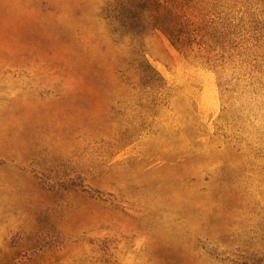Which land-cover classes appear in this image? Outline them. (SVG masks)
Segmentation results:
<instances>
[{
  "label": "rangeland",
  "instance_id": "rangeland-1",
  "mask_svg": "<svg viewBox=\"0 0 264 264\" xmlns=\"http://www.w3.org/2000/svg\"><path fill=\"white\" fill-rule=\"evenodd\" d=\"M0 264H264V0H0Z\"/></svg>",
  "mask_w": 264,
  "mask_h": 264
}]
</instances>
